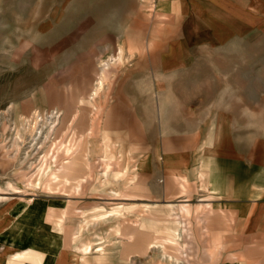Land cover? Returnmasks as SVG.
<instances>
[{
    "label": "rangeland",
    "instance_id": "rangeland-1",
    "mask_svg": "<svg viewBox=\"0 0 264 264\" xmlns=\"http://www.w3.org/2000/svg\"><path fill=\"white\" fill-rule=\"evenodd\" d=\"M137 3L139 19L132 21L133 0H0V216L19 201L51 197L62 209L71 206L63 222L53 220L71 233L62 260L68 264H237L264 255L221 250L220 203L206 192L195 159L204 136L190 131L205 122L212 106L219 111L222 102L239 98L246 109V143L251 142L256 123L249 110L264 107V21L237 42L211 49L214 53L176 79L160 74V53L168 44L157 41L172 35L173 28L158 20V4ZM106 75L99 95L91 98ZM98 98L132 100L135 110L145 112L154 105L163 116L165 138L155 133L146 139L135 122L125 136H100L92 119ZM180 110L182 134H193L179 143L182 152L193 150L189 156L173 154L176 141L167 137ZM84 131L91 134L86 143L79 137ZM74 137L89 149L80 160L88 165L81 174L82 191L72 193L70 185L77 181L60 175L49 191L45 184L52 178L36 177L40 165L53 145ZM108 141L111 147L104 149ZM156 148L166 153L153 154ZM166 155L178 167L171 168L187 177V193L170 181ZM105 161L113 164L109 173ZM59 166L52 163L51 172L58 174ZM131 194L136 197H121ZM119 204L138 208L105 220L100 217L108 214L91 211L101 205L110 213ZM185 204L190 215L182 212ZM201 205L210 208L199 211ZM128 232L135 240L142 237L140 249L127 250L133 244Z\"/></svg>",
    "mask_w": 264,
    "mask_h": 264
},
{
    "label": "crops",
    "instance_id": "crops-1",
    "mask_svg": "<svg viewBox=\"0 0 264 264\" xmlns=\"http://www.w3.org/2000/svg\"><path fill=\"white\" fill-rule=\"evenodd\" d=\"M137 1L133 0L136 12L131 15L132 21L139 19ZM157 4L155 14L159 10L158 13L166 15L167 27L173 28L172 35L165 34L166 38L157 40L168 44L166 51L160 53V74L176 79L193 69L190 64L197 63L205 54L214 53L211 49L237 42L246 32L261 27L264 21L261 19L264 0H159ZM92 103V119L98 124L100 136L103 134L110 140L118 138L117 133L125 136L127 131H132L135 122L136 129L143 131L146 139L155 133L157 138H165L164 119L154 105L145 112V108L135 110L132 100L98 98ZM243 103L239 98L224 101L219 111L212 106L205 122L190 131L195 130L197 138L204 136V143L195 149V159L199 164L197 170L204 172L206 192L220 203L221 250L264 252V107L259 104L249 110L256 126L251 129V142L246 143L249 132L244 127ZM173 123V134L167 136L176 141L172 144L173 154L189 156L193 150L182 152L184 148L179 145L181 138L193 136L192 133L182 134L181 110ZM108 143L104 149L111 147L110 141ZM153 146L151 142V148ZM152 153L160 155L166 151L156 148ZM186 164L188 169L191 164ZM58 201L51 197L19 201L2 213L0 264H62L66 236L55 228L53 220L57 218L51 220L50 217V210L62 209ZM241 263L264 264V255L237 261Z\"/></svg>",
    "mask_w": 264,
    "mask_h": 264
},
{
    "label": "bare ground",
    "instance_id": "bare-ground-1",
    "mask_svg": "<svg viewBox=\"0 0 264 264\" xmlns=\"http://www.w3.org/2000/svg\"><path fill=\"white\" fill-rule=\"evenodd\" d=\"M160 18V19H159ZM166 18V15L164 14H161L159 13L158 15V20L159 21H163L165 20ZM139 41H141V38L139 39ZM141 50H143L141 48ZM122 52V50L120 51ZM107 66V65H105ZM107 78V75L106 76H103L101 81L99 82V88L97 89H94V91L92 92V95H91V98L94 96L96 97L97 95H99V92L101 90V88L104 86V82L105 79ZM74 136L75 135H78L77 133L73 134ZM91 137V134L88 133V132H83L80 134L79 137H84V142L86 143L87 142V138L88 137ZM72 138V137H71ZM69 138L66 142L64 143H61L60 146H57V145H53L48 153V156L44 158V160L42 161L41 165H40V168L37 172V178H47V177H50L52 178L53 181H51L50 183H46L45 186L47 188V190L51 191V190H54L52 189V184H55L57 181H58V177L57 175H60L61 177H65V178H68V179H73L75 181H77V183H73L72 185L70 186H73V190H72V193H74L75 195H78L82 190L81 188L83 187V183L85 182V180L83 181V183H81V174L83 173V170L86 166V163L81 165V158H82V155L84 154H88L89 152V149L85 146V143H84V148L81 146V141L79 142L80 144L77 143V139L78 137H74L73 139ZM78 149V150H77ZM83 149V150H82ZM85 149H88V150H85ZM109 152H107L108 154ZM73 155V159H71L70 161H61L62 158L64 157H67V158H70L71 156ZM164 163L166 165V168L168 170V172L172 173V176H170V181H173L181 190V193H187L188 192V187H189V182H188V179L186 176H183L181 175L180 173H177V170L173 167L171 168V164H172V157L171 155H166L164 158ZM171 161V163H170ZM89 162V161H88ZM52 163H54V165H57L58 163H60V166L58 167V169L56 170L58 172V174H54V172H51L52 169L54 167H52ZM90 164V163H89ZM105 167H106V173H109L112 169V162H109V161H105ZM91 166V164H90ZM87 168V167H86ZM174 172V173H173ZM54 174V175H53ZM53 176V177H52ZM91 177V176H90ZM31 185V184H29ZM36 185L40 186L41 185V180H39V182L36 183ZM10 190L14 193H19L20 191L11 186L10 185ZM117 197H120L118 195H116ZM124 200V198L126 197H131V198H134L136 197V195H133L131 194V196L129 195H123L121 196ZM146 208H148L147 205H145ZM201 208H199L198 210L199 211H203V210H206V209H209L210 208V205H207L206 206V209L204 208L203 205L200 206ZM135 208H138V205H125V204H119V206L113 210H111V212L109 213V211L105 208V207H102L101 205L100 206H96L94 207L91 211H94V214L95 213H105V214H108V215H103L101 216V220H105L106 218L108 217H121L122 216V212H126V211H131ZM71 212V206H69L68 208H65V209H61V210H50V217H51V220H53V217L54 218H58L60 222H63V220H65V218L70 214ZM182 212L186 215H190L191 214V208L189 207V205H183L182 207ZM82 216H86L85 215V212L82 214ZM55 225H56V228L58 227L59 231H64V228L66 229L64 231L65 233V236H66V245L69 246V243H70V237H71V233L69 231V228L68 227H65V225H61L59 222L56 223L54 222ZM68 228V229H67ZM126 236H129L131 238V242H133V244L131 245H128L127 247V250H130L134 245L136 247H138L139 249L141 248L142 246V237H140L139 239L134 238V232H128L125 234ZM135 240V241H133ZM135 247V248H136ZM66 250H67V247H66ZM62 264H68V262H62ZM73 264V262L71 263Z\"/></svg>",
    "mask_w": 264,
    "mask_h": 264
},
{
    "label": "built area",
    "instance_id": "built-area-1",
    "mask_svg": "<svg viewBox=\"0 0 264 264\" xmlns=\"http://www.w3.org/2000/svg\"><path fill=\"white\" fill-rule=\"evenodd\" d=\"M150 1L152 2L153 5L157 4V0H150Z\"/></svg>",
    "mask_w": 264,
    "mask_h": 264
}]
</instances>
